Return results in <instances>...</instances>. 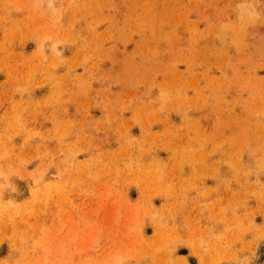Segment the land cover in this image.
Returning <instances> with one entry per match:
<instances>
[{"label":"rangeland","instance_id":"obj_1","mask_svg":"<svg viewBox=\"0 0 264 264\" xmlns=\"http://www.w3.org/2000/svg\"><path fill=\"white\" fill-rule=\"evenodd\" d=\"M0 264H264V0H0Z\"/></svg>","mask_w":264,"mask_h":264}]
</instances>
